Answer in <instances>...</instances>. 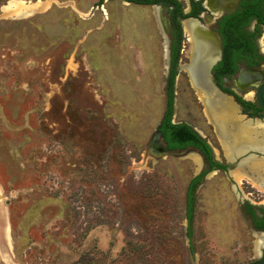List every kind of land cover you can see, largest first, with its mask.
<instances>
[{"label":"rangeland","instance_id":"374dc122","mask_svg":"<svg viewBox=\"0 0 264 264\" xmlns=\"http://www.w3.org/2000/svg\"><path fill=\"white\" fill-rule=\"evenodd\" d=\"M165 14L125 0H0V264L261 257L264 229L253 228L246 208L262 214L264 183L243 167L247 148L232 150L236 158L224 150L228 137L186 68L174 80L172 121L194 128L230 165L201 178L196 151L156 157L149 147L165 110ZM237 110L256 139L264 121ZM198 175L188 236L186 198Z\"/></svg>","mask_w":264,"mask_h":264},{"label":"flooded vegetation","instance_id":"af4514ba","mask_svg":"<svg viewBox=\"0 0 264 264\" xmlns=\"http://www.w3.org/2000/svg\"><path fill=\"white\" fill-rule=\"evenodd\" d=\"M176 1L177 5L168 1L146 4L148 6L158 5L159 11L166 13V18L162 20L165 34L168 37V71L165 86L173 72L175 80L178 77L177 70L186 68L187 79L198 88V94L202 95L204 100L208 101L214 97L231 99L238 107L240 116L262 123L264 109L258 103L257 94L264 85V0ZM186 25L191 34V41L186 37L184 30ZM186 41L190 44L189 59L187 63L183 64L180 63V55L184 54ZM261 95L264 101V89ZM237 99H242L247 104L240 105ZM210 109L213 110L212 105ZM171 122L174 123L172 120ZM249 123L251 125V122ZM158 132L160 133L159 140L164 145L165 151L189 149L201 154L205 166L202 169L201 178L208 172L216 169L224 170L230 165L229 162L224 165L220 164L215 159L213 148L199 133V136L210 147V161L218 166L222 165V168L214 165L211 169L210 161L200 150L190 145L183 149L169 150L161 132ZM258 132L256 139L254 138L256 144L246 150L245 154H247L242 157V159H246L243 161L244 168H248L256 158L264 160V144L259 145L260 140L264 141V129L260 127ZM149 147L153 154L158 153L156 142L152 141V138ZM254 155L257 157H252ZM234 156L237 157L236 153H233L231 158ZM239 159L240 157L236 160ZM260 164L262 167V163ZM250 171L258 183H264V172L261 171V168L258 170L259 173ZM249 205L251 211L256 215V209L250 203ZM260 209L262 214L257 216V221L251 219L255 230L263 229V227H254V224L264 217V209ZM258 224L260 223L258 222ZM262 256H264V251Z\"/></svg>","mask_w":264,"mask_h":264},{"label":"trees","instance_id":"16d2710c","mask_svg":"<svg viewBox=\"0 0 264 264\" xmlns=\"http://www.w3.org/2000/svg\"><path fill=\"white\" fill-rule=\"evenodd\" d=\"M127 2L136 3V4H158V3H166V1L171 2L173 4L177 5L176 0H125ZM176 61V58L174 59ZM174 72L170 75L167 81V85L165 88V110L163 114V118L161 119L157 130L161 132L162 137L166 144H168L169 150H175L179 148H186L189 145L192 147L197 148L201 151V153L210 161V147L206 143V141L199 136L195 130L189 126L186 123H172V115H173V107H174V78H173ZM237 102L240 105L247 104L246 101H243L242 99H237ZM220 167L216 165L215 163L210 161V167L212 169L213 166ZM200 179V175L196 176L192 182L191 186L189 187V190L187 192V198H186V218L188 221V227H187V235H191V220H192V207H193V186L194 183H196ZM247 211H249L252 220L257 221V216L249 209V207L246 208ZM258 222L260 224H258ZM257 224H254V227L260 228L263 227L264 229V217L258 221Z\"/></svg>","mask_w":264,"mask_h":264},{"label":"bare ground","instance_id":"6f19581e","mask_svg":"<svg viewBox=\"0 0 264 264\" xmlns=\"http://www.w3.org/2000/svg\"><path fill=\"white\" fill-rule=\"evenodd\" d=\"M202 99L204 103H206L207 105L211 104L213 107V110L211 111L212 113L210 115L211 117L213 116V118H216L218 124L220 125L217 128L218 130L217 132L220 134V137L221 138L223 137V139H225L226 137L225 134L229 130L232 133V134L230 133L229 135H233V136L232 137L228 136V137H230V139L234 138L233 140L235 142V146L228 147V148H230L231 150H237V151L244 150L246 148L247 150H249L250 147L256 144V140L253 137V134H255L256 131H253L252 129L254 128L251 127L250 125H245V123L238 122L239 121L237 119L238 116L236 117V113L238 110H237L236 105L231 101V99H227V98L217 99L214 97L213 99L208 100L209 102L206 99L204 100L203 97ZM214 104H217V105H214ZM226 143L227 142L224 143L225 147L227 146ZM259 143H260L259 145L262 146L264 144V141L260 140ZM196 161L200 163L199 159H196ZM257 163L250 165L249 169L257 172L259 168L261 167L260 166L261 164H258L259 165L258 167Z\"/></svg>","mask_w":264,"mask_h":264},{"label":"water","instance_id":"95a60500","mask_svg":"<svg viewBox=\"0 0 264 264\" xmlns=\"http://www.w3.org/2000/svg\"><path fill=\"white\" fill-rule=\"evenodd\" d=\"M263 89H264V85L260 88V90H259V92L257 94L258 95L257 96V100H258L259 105L264 109V101H263L262 95H261ZM195 132H196V130H195ZM159 136H160V133L158 131H155L153 136H152V141L154 140L156 142V147L158 149V153L156 154L157 155L156 157H162V156H166V155H178V154H182L183 153L182 151H173V152L165 151L164 145L159 140ZM248 168H249V166H248ZM248 264H264V256L254 260V261H252V262H250Z\"/></svg>","mask_w":264,"mask_h":264},{"label":"crops","instance_id":"0c3cea01","mask_svg":"<svg viewBox=\"0 0 264 264\" xmlns=\"http://www.w3.org/2000/svg\"><path fill=\"white\" fill-rule=\"evenodd\" d=\"M236 107H237V106H236ZM214 120H216V119H214ZM227 131H228V130H227ZM227 131H226V132H227ZM226 132H225V133H226ZM227 133H228V134H227ZM227 133H226V136H227V137H228V136H231V137L233 136V135H229V134L231 133L230 130H229ZM231 134H232V133H231ZM228 139H230V137H228ZM228 139H227V143H226L227 146L225 147L226 149L224 148V150L229 154V153H233V152H234V151L232 152V150H231L230 148H228V147H232V146H231L232 144H231L230 141L233 140L234 138H232V139H230V140H228ZM222 142H223V141H222ZM225 142H226V141H224L223 143H225ZM234 145H235V142H234ZM250 148H251V147H250ZM229 155H231V154H229ZM227 157H228V155H227ZM253 163H254V162H252V164H253ZM252 164H251V165H252ZM260 166H261V165H260ZM1 202H2V201H0V205H2L1 207H2V209H3V218L0 217V222L3 223V222H5V220H6V219H5V218H6V211L4 210V208H3L4 205H3V203H1Z\"/></svg>","mask_w":264,"mask_h":264}]
</instances>
